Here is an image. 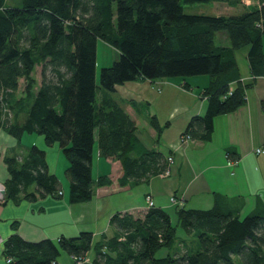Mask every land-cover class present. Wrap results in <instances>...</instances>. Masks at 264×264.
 I'll use <instances>...</instances> for the list:
<instances>
[{"label":"trees","instance_id":"16d2710c","mask_svg":"<svg viewBox=\"0 0 264 264\" xmlns=\"http://www.w3.org/2000/svg\"><path fill=\"white\" fill-rule=\"evenodd\" d=\"M210 1L244 5V10L220 15L184 10L183 2ZM219 32L228 34V44L217 42ZM99 39L120 53L101 69L100 85ZM263 39L264 0H22L20 6L0 0V127L19 143L26 133H38L48 145L61 146L69 160L71 203L89 201L96 185L111 184L108 175L93 177L96 131L100 155L121 161L122 185L148 182L168 171V157L147 148L136 121L105 92L129 81L209 75L202 92L207 111L193 116L182 134L209 141L216 117L243 106L252 86L241 81L237 50L249 46L251 73L264 75ZM148 120L159 140L170 121L161 126L156 114ZM228 154L237 160L236 152ZM4 160L10 173L4 202L62 196L60 180L37 145L22 159L14 154ZM173 211L177 224L168 209L155 205L142 216L116 212L110 219L115 234L96 241L84 231L31 242L19 234L16 221L3 254L12 258L10 264H59L62 251L86 256L91 249L93 264H264L263 207L241 217L222 207L217 195L212 208L177 205ZM179 227L194 236L190 245ZM162 249L166 253L159 255Z\"/></svg>","mask_w":264,"mask_h":264},{"label":"crops","instance_id":"0c3cea01","mask_svg":"<svg viewBox=\"0 0 264 264\" xmlns=\"http://www.w3.org/2000/svg\"><path fill=\"white\" fill-rule=\"evenodd\" d=\"M224 44H228V39ZM248 50L249 46H245L236 52L241 81L252 84L246 93L247 100L237 110L216 117L209 141L192 139L184 145L180 143L190 119L207 111L208 101L202 92L210 84L209 75L129 81L117 85L114 93L105 92L121 101L136 121L138 136L147 148L174 158L166 173L155 175L148 182L122 185L121 161L100 155L96 131L98 146L94 145L93 177L97 180L108 175L111 184L96 185L89 201L71 203L69 160L58 143L48 145L43 135L34 137L35 145L45 150L49 171L59 178L63 194L61 197L48 194L35 201L22 199L19 203L0 200V234L7 239L14 231L13 223L18 221V232L27 241L58 240L84 231L93 233L96 241L102 235L115 234L110 219L116 212L136 216L146 213L150 208L148 195L156 207L169 211L177 205L209 209L215 205L217 195L222 207L239 211L241 217L257 207L264 208V152H256L258 147L264 148V75L251 73ZM152 114H156L161 126L170 121L159 140L148 120ZM22 142L0 127V180L4 184L10 178L4 158L14 154L20 159L25 157L30 146L28 140ZM229 151L238 154L236 161ZM172 195L177 197L176 203L171 201ZM90 251L94 252L91 256ZM90 251L84 264H93L95 251ZM70 261L58 258L59 264H71L72 256ZM0 264H7L2 247Z\"/></svg>","mask_w":264,"mask_h":264},{"label":"rangeland","instance_id":"374dc122","mask_svg":"<svg viewBox=\"0 0 264 264\" xmlns=\"http://www.w3.org/2000/svg\"><path fill=\"white\" fill-rule=\"evenodd\" d=\"M6 4L8 6H20V5H22V0H6ZM183 6H184L185 12H187V13H204V14H210V15L237 14V13H239V12L244 10V5L230 6L227 3H225V2H219V1L196 2V3H192V4L183 2ZM226 39H228V34L226 32H219L217 34V42L218 43L224 44ZM263 44H264V41H263ZM119 55H120V53H119L117 48L111 46L110 44L106 43L103 40H100V39L98 40V44H97V62H96V81H97L98 85H100V72H101V69L104 66L112 65L119 58ZM41 71H42V67L38 66L37 69H36V72H35V76L37 77L38 82L41 81ZM23 88H24V82H22L21 86H20V89H23ZM109 93H112V92H109ZM142 129L143 128H141V130ZM142 131H144V130H142ZM38 135H40V134H38V133H26L24 135L23 139L25 141L28 140V146H32V145L35 144V141H33L34 140L33 138L34 137H38ZM147 139L150 140L149 138H147ZM22 143H24V142H22ZM95 144H96V146H98V143H95ZM170 212L173 215L172 216L173 223L177 224L178 220H177L176 213L173 211V209L170 210ZM242 217H244V216H242ZM178 234L180 236H183V237L188 236L186 231L183 228H181V227L178 228ZM193 239H194V236H192V237L188 236V239H187L188 245H190V242ZM182 250H185L183 246H182ZM164 253H166V249H162L159 252V255H162ZM93 254H94V252L90 251V256L93 255ZM71 256L66 251H62L61 255L59 256V259L61 257H63V259L67 258L70 261V257ZM88 257H89V255H88ZM71 264H73V259H72V263Z\"/></svg>","mask_w":264,"mask_h":264},{"label":"built area","instance_id":"2783aa9c","mask_svg":"<svg viewBox=\"0 0 264 264\" xmlns=\"http://www.w3.org/2000/svg\"><path fill=\"white\" fill-rule=\"evenodd\" d=\"M190 140H192V138H191V136L189 134L183 135V136H181L180 143L182 145H184V144L188 143ZM256 152L257 153L264 152V148L263 147H258L256 149ZM168 161L170 163L173 162L174 161L173 156H170L168 158ZM5 192H6L5 184L3 182H1V180H0V200H4ZM171 201L173 203H176L177 197L175 195H172ZM147 204H148L149 207L155 205V202H154L153 198L150 195L147 196ZM5 241H6V238L0 234V247L3 248ZM5 259H6V263L7 264H10L12 262V258L11 257H7ZM72 259H73V264H84V262L86 261V256L75 254V255H72Z\"/></svg>","mask_w":264,"mask_h":264},{"label":"water","instance_id":"95a60500","mask_svg":"<svg viewBox=\"0 0 264 264\" xmlns=\"http://www.w3.org/2000/svg\"><path fill=\"white\" fill-rule=\"evenodd\" d=\"M5 196H6V192H5V194H4Z\"/></svg>","mask_w":264,"mask_h":264}]
</instances>
